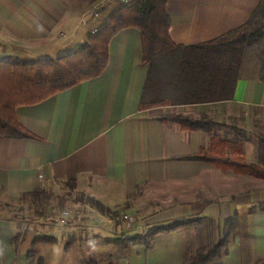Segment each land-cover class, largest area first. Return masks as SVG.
<instances>
[{
    "label": "crops",
    "instance_id": "1",
    "mask_svg": "<svg viewBox=\"0 0 264 264\" xmlns=\"http://www.w3.org/2000/svg\"><path fill=\"white\" fill-rule=\"evenodd\" d=\"M129 1L0 0V59L21 64L72 54L100 21ZM262 1L169 0L170 39L182 47L213 41L247 23ZM258 55L246 54L231 103L140 112L148 75L140 34L132 29L119 33L109 44L100 78L15 110L19 125L36 140L0 137V193L17 200L65 183L103 196L106 184L128 192L156 187L157 203L152 200L150 208L134 213L138 233L187 217L203 218L204 224L158 235L149 249L132 247L116 259L110 256L113 262L183 264L226 231L233 234L220 264H255L264 258V181L189 161L209 148V136L159 119L176 115L207 121L222 126L217 136L224 140L231 139L230 128L241 130L250 138L244 146L246 162L264 167V83ZM229 218L232 223L225 222ZM23 231L17 222L0 219V264H32L26 253L33 236L25 235L17 246L13 242Z\"/></svg>",
    "mask_w": 264,
    "mask_h": 264
},
{
    "label": "trees",
    "instance_id": "2",
    "mask_svg": "<svg viewBox=\"0 0 264 264\" xmlns=\"http://www.w3.org/2000/svg\"><path fill=\"white\" fill-rule=\"evenodd\" d=\"M168 1L131 0L125 3L106 20L100 21L94 29L96 32L76 52L56 60L20 64L0 59V137L36 140L19 125L15 110L37 106L80 84L100 78L107 68L110 42L126 30L139 32L142 64L148 67L140 112L233 102L243 62L249 51L259 54L260 81L264 83V24L256 22L264 18V0L244 25L213 41L192 47L176 46L171 41ZM159 122L175 125L186 132H202L209 136V148L201 150L198 157L189 161L209 163L222 172L231 171L264 181V167L245 160L244 146L250 142V138L241 130L230 128L232 137L224 140L217 136V130L222 126L207 121H192L185 116H165ZM64 186L75 189L73 183H65ZM50 198L57 197L45 190L31 191L19 197L21 201L31 202L36 219L44 218ZM79 200L87 201L100 215L115 221L116 225L120 224L121 216L100 201L85 195H80ZM233 219L229 218L225 222L232 223ZM203 220L197 217L180 218L148 226L142 233L131 236L121 234L111 240L121 247L123 252L119 253L120 256L135 246L147 250L156 236L202 226ZM232 234L223 232L214 243L200 248L194 256L186 258L183 264H220L221 259L227 255L226 247ZM25 235L23 231L13 238L16 246ZM71 236L63 242L64 251L69 250L77 241ZM244 238L245 235L243 241ZM57 244L58 239L54 235L34 234L31 249ZM242 246L245 245L242 243ZM31 249L26 254L27 258L33 255ZM83 264L99 263L88 258ZM255 264H264V258Z\"/></svg>",
    "mask_w": 264,
    "mask_h": 264
},
{
    "label": "rangeland",
    "instance_id": "3",
    "mask_svg": "<svg viewBox=\"0 0 264 264\" xmlns=\"http://www.w3.org/2000/svg\"><path fill=\"white\" fill-rule=\"evenodd\" d=\"M256 22L262 25L264 18H259ZM250 53L252 52L249 51L248 54ZM262 128L264 131V125ZM102 186L107 187L105 196L80 185H75L73 190L64 185H57L54 190L48 191L57 198H50L42 219L35 218L34 209L29 200L6 198L0 193V219L17 222V227L22 228L26 236L46 233L57 237V245H40L34 249L30 248L33 255L29 259L32 264H83L88 258L97 260L99 264H108L115 261L116 256L123 252L121 247L111 239L121 234L131 236L138 233L134 224L129 228L125 226L124 218H131L136 224L137 219L134 213L150 208L148 204L156 200L155 198L159 195L156 187L144 188L140 192L135 190L128 192L108 184ZM102 186L100 185L97 189L101 191ZM80 195L96 200L98 196H102L106 206L121 216L120 224L116 225L115 221L111 220L108 223L106 220L109 219L92 209L87 201H80ZM69 235L77 241L69 250L64 251L62 245ZM110 256L115 259L110 260Z\"/></svg>",
    "mask_w": 264,
    "mask_h": 264
},
{
    "label": "built area",
    "instance_id": "4",
    "mask_svg": "<svg viewBox=\"0 0 264 264\" xmlns=\"http://www.w3.org/2000/svg\"><path fill=\"white\" fill-rule=\"evenodd\" d=\"M94 17H95V19H98V16H97V15H95ZM95 32H96V30H93V31H92V33H95ZM124 220H126L125 226H126L127 228L131 227L132 224L135 225V220H133V219H131V218H126V217H125Z\"/></svg>",
    "mask_w": 264,
    "mask_h": 264
}]
</instances>
